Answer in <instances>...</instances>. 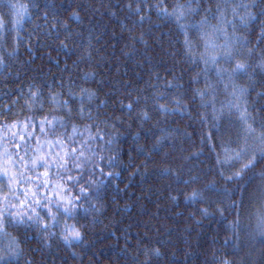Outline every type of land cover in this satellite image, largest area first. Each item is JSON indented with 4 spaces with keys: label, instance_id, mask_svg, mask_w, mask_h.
I'll list each match as a JSON object with an SVG mask.
<instances>
[{
    "label": "trees",
    "instance_id": "obj_1",
    "mask_svg": "<svg viewBox=\"0 0 264 264\" xmlns=\"http://www.w3.org/2000/svg\"><path fill=\"white\" fill-rule=\"evenodd\" d=\"M8 2L0 0V132L14 158L19 138L5 133L24 128L28 176L42 183L48 172L37 195L41 204L54 196L56 214L53 226L33 204L47 231L8 227L0 247L18 241L14 264H264L258 148L255 166L229 179L247 162L233 158L244 146L234 89L245 90L240 103L258 133L264 125V0H11L26 8L18 29ZM202 20L200 31L187 28L186 46L181 25ZM237 62L246 70L233 73ZM42 119L52 121L43 132ZM50 144L62 150L50 165L69 152L67 170L31 168ZM81 145L93 161L81 158L82 170L71 158ZM56 184L68 200L80 197L72 216L56 206ZM0 194L10 195L3 177ZM71 226L81 238L69 245Z\"/></svg>",
    "mask_w": 264,
    "mask_h": 264
},
{
    "label": "snow or ice",
    "instance_id": "obj_2",
    "mask_svg": "<svg viewBox=\"0 0 264 264\" xmlns=\"http://www.w3.org/2000/svg\"><path fill=\"white\" fill-rule=\"evenodd\" d=\"M10 9L16 10V16L17 19L15 20V26L19 27L21 24L20 17L26 12V8H21L18 5L12 4L11 0H9L8 5ZM255 7V5H252ZM131 7V4L129 5ZM242 7H248L247 5H242ZM235 11V9H233ZM195 11L194 9H191L189 6V14L191 12ZM137 14L140 12V8H136ZM174 15L177 16L178 19H182L184 17V11L183 6H177V11H174ZM251 15H249V19H251ZM243 19V18H242ZM141 20H143V17H141ZM207 24L206 20H202L199 24H192V25H181L182 30L185 32V45L190 46V41L187 38V28H195L197 31H200L204 28V26ZM3 30H4V23L3 18L0 17V39L3 38ZM205 38H207L208 33L203 34ZM208 45L206 44V47ZM215 47V45H212ZM225 47H228V45H225ZM226 55L230 56L231 53H226ZM213 62L215 63V58L213 57ZM3 64V58L0 57V65ZM264 67V65H261ZM242 70H246V65L243 63H236L235 69L233 70V73L240 72ZM31 92V89H30ZM244 89L233 90V96L236 98L235 102L230 104V108H235L236 111L239 113V118L242 122L243 130H244V146L241 147L238 151H235L233 154V158L237 161H243L247 159L246 163L242 164V168L240 172L236 173L234 177H229V179H240L242 178L243 172L251 169L255 166L256 163V151L258 148L259 155L264 158V125H261V131L258 133L256 128L253 126L254 118L247 113L246 107H242L240 101L242 100L244 96ZM31 95L33 97H36V92H31ZM53 100H55V97H53ZM63 106L67 107V102H63ZM129 107H131L129 105ZM70 111V110H69ZM223 110H221L222 112ZM81 113H83V108H81ZM51 124V120L42 119L40 121V130L44 131V124L45 123ZM58 123H61L58 121ZM16 125L13 124L11 127H15ZM61 126L63 124L61 123ZM27 127V125H25ZM73 132H76V129L73 128ZM30 135V134H29ZM253 141V143L250 145L249 141ZM19 143H14L15 151V157L13 158V152H10L6 147L3 148V151L0 152V157H3L6 161H8V167L0 169V177H3L7 180V190L10 195H3L0 194V239L8 237L10 234L8 233L7 229L8 227H23V226H40L42 225L44 230L47 231L49 228V225L47 223L43 222V219L40 217L39 213L36 211V208L33 207V204L36 205V207H44L47 208V215L48 217L53 221V226L56 222V214L52 212V205L53 200L51 197H49L47 194L44 195V204H41L40 199H38V191L41 187L47 188L48 187V180L46 179L48 176V172H44V181L42 183H38V181H33L28 176V162L25 160V156L28 154V145L24 142V137H19ZM59 144L60 142L57 141ZM2 147V146H0ZM23 147L24 155L20 154V150ZM81 151L79 154H76V149H71V158L75 162V166L77 169L82 170L83 164L80 163L81 158H83L84 163L91 164L93 161L85 156V152L83 150L84 146L81 145ZM38 153L40 152V149L37 148L36 150ZM91 152V155L94 157L96 156V152L89 149ZM69 156V152L65 151L63 156L59 157V160H56L53 158L50 161L48 158H46L43 154L35 156L31 160V168L35 169L37 165L39 164L40 167H43L45 169L49 168V166L53 167L54 169H60L64 168L67 170V164L68 161L66 157ZM102 159V157H101ZM42 161V163H40ZM111 163V161H110ZM12 168L17 169L18 171L14 172L11 171ZM101 174L103 175V169H99ZM109 176H111V173H108ZM68 181L72 182L74 181V177L69 175L67 177ZM76 183H79L78 180H75ZM37 184V190L33 191L31 188H21V185L25 184ZM103 183V182H101ZM60 184H56L53 186V194L57 197L55 204L58 208H60V200H62V197H59L58 190L61 189ZM81 195H85V189L81 188L80 190ZM199 193L193 192L191 198L196 199ZM22 197V198H21ZM259 197L264 203V188L261 189L259 193ZM80 199L79 196L74 197L73 199L66 200L64 203V206L62 209L63 213L68 216H72L75 209H76V203L75 201H78ZM12 200H16L17 203H12ZM27 209V211H25ZM259 227L261 230V234L264 235V216H261ZM81 238L80 231L75 228V226L66 227L63 234L64 241L71 245L74 241H77ZM18 249L19 244L18 241L13 237L8 240V243L6 247H0V264H14V257L18 256ZM156 254L158 255L159 252L157 250ZM224 264H228V261H224Z\"/></svg>",
    "mask_w": 264,
    "mask_h": 264
},
{
    "label": "rangeland",
    "instance_id": "obj_3",
    "mask_svg": "<svg viewBox=\"0 0 264 264\" xmlns=\"http://www.w3.org/2000/svg\"><path fill=\"white\" fill-rule=\"evenodd\" d=\"M7 133L12 134V135H16L18 138L20 136H23V137L25 136V130H24V128H19V127H14L11 130H9L8 132H6L5 134H7ZM3 135H4V133L0 132V146H2V147H0V152H2L3 151V148H5L4 147V144H3ZM42 147H41L43 149L42 152L41 153H38V154H35L33 156V158L35 156H37V155H40V154H43L46 158H48V155L51 152H53V156H57L62 151V150H59L58 147L52 146L51 144L50 145H44ZM8 166H9L8 165V161H6L3 157H0V169L7 168ZM58 192H59V197H62L63 198L62 200H60V202L62 203V204H60V208L62 209L63 206H64L65 201L68 200V199H67V196L65 194L66 191H65L64 188L59 189ZM52 198H54V196H52Z\"/></svg>",
    "mask_w": 264,
    "mask_h": 264
}]
</instances>
